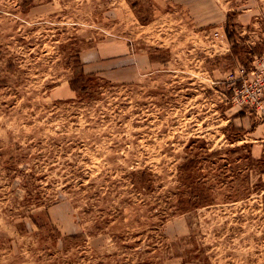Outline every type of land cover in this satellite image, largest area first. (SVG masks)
<instances>
[{"label":"rangeland","instance_id":"obj_1","mask_svg":"<svg viewBox=\"0 0 264 264\" xmlns=\"http://www.w3.org/2000/svg\"><path fill=\"white\" fill-rule=\"evenodd\" d=\"M240 67L264 80V0H0V264H264Z\"/></svg>","mask_w":264,"mask_h":264},{"label":"crops","instance_id":"obj_2","mask_svg":"<svg viewBox=\"0 0 264 264\" xmlns=\"http://www.w3.org/2000/svg\"><path fill=\"white\" fill-rule=\"evenodd\" d=\"M123 55L125 56L123 59V61H124L123 67L122 68H119V67L116 68L115 67V69L110 70L108 73L111 74V72H117L118 70H120L121 71L120 74L126 73V75H127V76L121 77L122 79L123 78L130 79L131 77L136 75L137 72L139 71L137 64H138L140 58H134L133 59L132 57L127 56V55H129L128 51H124ZM86 56H87L88 60L86 59ZM102 57H103V53L101 52V49L95 50L93 52H88L87 54L83 55L81 57V59L83 58V60L85 61V62L83 61L84 62L83 63L84 71L85 72L86 71H94L95 69L104 70V69H102L103 65L95 64V62H94V61H99ZM110 74H109V77L111 76ZM262 124L264 125V123H262ZM253 140H255V141H250V142H252L251 143V150H255V149L258 150V148H257L258 144H260V142H261V145L264 144V135L261 138H255Z\"/></svg>","mask_w":264,"mask_h":264},{"label":"built area","instance_id":"obj_3","mask_svg":"<svg viewBox=\"0 0 264 264\" xmlns=\"http://www.w3.org/2000/svg\"><path fill=\"white\" fill-rule=\"evenodd\" d=\"M218 33V32H216ZM240 75H233V71L230 74L233 76L234 82H239L240 87H236V96L240 99L249 101H260L264 95V80L251 83V75L244 67H240Z\"/></svg>","mask_w":264,"mask_h":264},{"label":"trees","instance_id":"obj_4","mask_svg":"<svg viewBox=\"0 0 264 264\" xmlns=\"http://www.w3.org/2000/svg\"><path fill=\"white\" fill-rule=\"evenodd\" d=\"M227 34H228V37L230 39L233 38V32L231 30H229L228 28H227ZM80 74L82 77L86 76V74L84 72H81ZM72 82H73V80H71V87L76 90V87L73 85ZM238 139H240V138L234 139V141H236ZM214 153H218V151H215ZM181 166L184 169L190 170L191 168H193L195 166V159L190 158L185 163H183Z\"/></svg>","mask_w":264,"mask_h":264}]
</instances>
